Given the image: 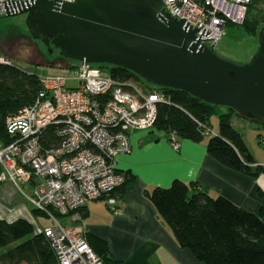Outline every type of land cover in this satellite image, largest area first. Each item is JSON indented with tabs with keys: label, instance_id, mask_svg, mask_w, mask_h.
I'll return each instance as SVG.
<instances>
[{
	"label": "built area",
	"instance_id": "1",
	"mask_svg": "<svg viewBox=\"0 0 264 264\" xmlns=\"http://www.w3.org/2000/svg\"><path fill=\"white\" fill-rule=\"evenodd\" d=\"M163 1L172 17L185 18L193 28L199 26L197 34L204 28L212 31L201 35L208 38L201 39L207 45H218L228 23H243L251 4V0ZM1 16H6L3 0ZM0 64L15 65L1 53ZM92 67L76 62L53 74L26 70L37 74L43 89L33 105L8 118V132L15 141L0 147V183L13 182L34 209L52 213L53 226L41 232L59 264H105L82 226L60 220L57 214L64 216L102 197L109 207L118 209V198L111 193L127 177L117 170V157L131 151L130 133L151 129L159 103L168 101L160 90L139 82L123 83L110 72ZM72 70L78 73L71 74ZM69 79H76L77 85L68 86ZM51 126L57 127L62 140L47 148L44 135ZM172 144L180 148L174 135ZM24 185L31 188V195L25 193ZM117 209L114 212L119 213Z\"/></svg>",
	"mask_w": 264,
	"mask_h": 264
},
{
	"label": "trees",
	"instance_id": "2",
	"mask_svg": "<svg viewBox=\"0 0 264 264\" xmlns=\"http://www.w3.org/2000/svg\"><path fill=\"white\" fill-rule=\"evenodd\" d=\"M254 4L255 0L249 11ZM258 24L259 21L249 19L248 12L243 23L245 29L255 33ZM108 67V72L123 83L141 79L128 69ZM145 82L168 98L158 105L153 129L165 132L169 139L174 135L177 139L199 143L207 137V151L218 162L251 177L264 174V166L255 165L253 153L242 133L233 125L238 112L227 107V111L218 113L219 132L214 134L211 118L220 106L182 90L164 89ZM42 89L36 73L29 74L16 65L0 64V147L15 141L8 132V118L33 105ZM44 136L47 148L58 146L62 140L56 126L47 128ZM126 177L114 193L118 200L131 180L129 173ZM196 186L177 179L168 187L157 186L147 191L180 246L189 249L205 264H264V221L261 217L242 209L225 196H214ZM81 212L83 215L85 209ZM86 237L105 264H120L114 259L107 241L92 234H86ZM0 264H59V260L49 240L42 232L36 233L28 220L0 218Z\"/></svg>",
	"mask_w": 264,
	"mask_h": 264
},
{
	"label": "water",
	"instance_id": "3",
	"mask_svg": "<svg viewBox=\"0 0 264 264\" xmlns=\"http://www.w3.org/2000/svg\"><path fill=\"white\" fill-rule=\"evenodd\" d=\"M3 2L6 16L27 14L32 36L66 59L125 68L152 85L264 123V26L252 60L237 63L218 55L216 45L201 42L212 31L197 34L199 26L172 17L163 0Z\"/></svg>",
	"mask_w": 264,
	"mask_h": 264
},
{
	"label": "crops",
	"instance_id": "4",
	"mask_svg": "<svg viewBox=\"0 0 264 264\" xmlns=\"http://www.w3.org/2000/svg\"><path fill=\"white\" fill-rule=\"evenodd\" d=\"M236 118H233L234 126L241 124ZM254 122L258 138L250 140L246 134L242 135L254 155L255 165L264 166V123ZM218 132L219 124L214 134ZM129 138L131 151L119 155L116 163L118 171L129 173L131 177L118 200L120 212L115 213L106 200L101 199L90 201L82 215L86 234L107 241L120 264H205L189 249L180 246L147 195L148 190L168 187L177 179L194 183L195 188L214 196H225L264 221V174L251 177L218 162L207 151V137L199 143L178 139V150L172 147L165 132L153 128L134 130ZM4 182V187L0 188V218L7 221L23 218L33 224L28 213L20 212L16 218L19 201L13 208L5 207L9 199L19 197L21 200V191L13 182Z\"/></svg>",
	"mask_w": 264,
	"mask_h": 264
},
{
	"label": "rangeland",
	"instance_id": "5",
	"mask_svg": "<svg viewBox=\"0 0 264 264\" xmlns=\"http://www.w3.org/2000/svg\"><path fill=\"white\" fill-rule=\"evenodd\" d=\"M252 1L253 0H251L250 3H252ZM248 12L249 19L251 21H259L256 32H248L243 25L244 22L237 24L232 23L233 25H226L224 35L215 48V51L218 55L237 63H248L252 60L259 46V31L264 26V0H255L254 6L252 7L251 11ZM26 19L27 14H20L12 17H0V53L2 55L12 59L13 63L16 66L21 67V69L25 72L26 69H28L31 72H39V74H53L62 72L65 71L67 67L77 62L63 57L60 54V50L52 44H49L50 47L53 48V51L50 53V51L48 50L49 45H46L41 40L35 39L32 36L27 26ZM92 65V70H99L102 72H107L110 68L108 66L102 67L95 64ZM77 73L78 70L71 71V74ZM132 82H139V84L143 85L145 88H149V85L142 78ZM77 83L78 82L76 79H69L67 81L68 86H76ZM227 109L228 108L225 106H220L218 108V112L211 118L212 133H214V129L218 128V113L227 111ZM236 116V120L241 123L236 124V129H238L242 134H246L245 136H247V138H250V140H255L256 138H258L257 134L255 133L256 122H254L258 120L247 118L239 113H237ZM169 141L174 148V145L172 144V138H170ZM5 183L6 182L0 183V188H3ZM23 188L26 194L31 195L32 191L31 188L28 187V185H24ZM115 192H118V190H115L114 193ZM114 193H111V197ZM20 196L22 201L19 199V197L5 201V207L7 208H13L14 204L19 201L20 207L18 208V212L15 213L16 218H18L17 216H19L20 212L28 213L30 218L32 217L33 219L32 225L34 226V230L36 233H41L42 230L53 226V215L51 212L46 213L37 208H35L34 210L33 206L27 201L26 196L22 192H20ZM104 198L105 197H102L96 200H101ZM86 206L81 207L75 211L71 210L67 214H63V220L72 225L82 226L83 224L81 211L82 208H85ZM111 209L115 211L117 208ZM9 211L12 213L11 210ZM60 220H62V218H60ZM82 229L85 232L83 226Z\"/></svg>",
	"mask_w": 264,
	"mask_h": 264
}]
</instances>
